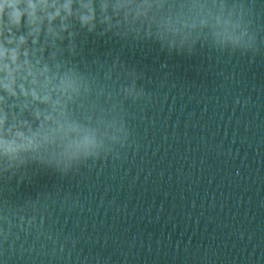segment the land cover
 Wrapping results in <instances>:
<instances>
[{
  "label": "water",
  "instance_id": "95a60500",
  "mask_svg": "<svg viewBox=\"0 0 264 264\" xmlns=\"http://www.w3.org/2000/svg\"><path fill=\"white\" fill-rule=\"evenodd\" d=\"M124 2L70 59L100 77L129 142L110 129L113 154L71 166L0 157V210L43 216L56 241L21 235L0 264H264V0H240L248 52L218 40L220 0Z\"/></svg>",
  "mask_w": 264,
  "mask_h": 264
},
{
  "label": "clouds",
  "instance_id": "9594fccd",
  "mask_svg": "<svg viewBox=\"0 0 264 264\" xmlns=\"http://www.w3.org/2000/svg\"><path fill=\"white\" fill-rule=\"evenodd\" d=\"M127 7L124 0H0V157L20 164L28 155L82 164L113 154L105 148L106 139H117L109 130L125 127L127 139L117 149L128 144L126 118L117 128V106L106 103L100 77L70 59L83 44L82 31L94 34L98 25L111 29L113 14ZM218 7L213 18L218 40L234 51H255L251 9L240 0H220ZM21 235L56 242L43 216L5 206L0 247L14 246Z\"/></svg>",
  "mask_w": 264,
  "mask_h": 264
}]
</instances>
